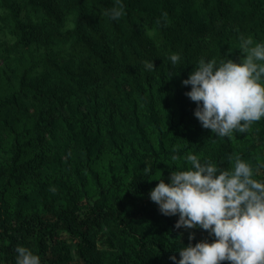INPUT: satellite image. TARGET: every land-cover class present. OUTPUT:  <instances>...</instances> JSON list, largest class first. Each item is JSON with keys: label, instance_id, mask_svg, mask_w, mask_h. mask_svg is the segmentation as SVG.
<instances>
[{"label": "trees", "instance_id": "1", "mask_svg": "<svg viewBox=\"0 0 264 264\" xmlns=\"http://www.w3.org/2000/svg\"><path fill=\"white\" fill-rule=\"evenodd\" d=\"M121 2L112 20L115 0H0V264L18 245L41 264H176L214 237L176 229L156 180L191 153L264 181V118L218 137L182 83L200 59H243L240 36L264 43V0Z\"/></svg>", "mask_w": 264, "mask_h": 264}, {"label": "clouds", "instance_id": "2", "mask_svg": "<svg viewBox=\"0 0 264 264\" xmlns=\"http://www.w3.org/2000/svg\"><path fill=\"white\" fill-rule=\"evenodd\" d=\"M121 0L106 11L112 20L124 14ZM167 14H164L166 21ZM161 21H157L159 25ZM243 59L205 61L200 59L184 86H191L186 96L197 108L195 117L204 129L218 137L231 138L234 131L246 133L253 123L264 118V43H254L251 36L239 37ZM169 59L173 64L178 54ZM154 70L153 62H144ZM179 146L173 147L178 153ZM178 154L172 161L180 160ZM231 169H221L195 154L184 160L190 167L170 172V183L159 179L150 199L165 216H178L176 229H202L214 237L191 243L179 250L176 264H264V181L254 178L250 163L239 156ZM146 173L152 169L145 167ZM194 234L189 240H194ZM16 264H41L40 257L23 246L15 248ZM175 261V257L171 258Z\"/></svg>", "mask_w": 264, "mask_h": 264}, {"label": "rangeland", "instance_id": "3", "mask_svg": "<svg viewBox=\"0 0 264 264\" xmlns=\"http://www.w3.org/2000/svg\"><path fill=\"white\" fill-rule=\"evenodd\" d=\"M195 232H196V229H185V228H184V230H183L184 235H185L186 237H188V238H189V235H190V234H194Z\"/></svg>", "mask_w": 264, "mask_h": 264}]
</instances>
